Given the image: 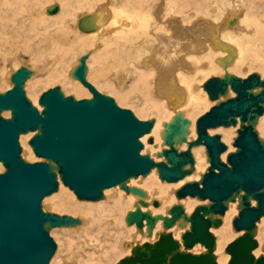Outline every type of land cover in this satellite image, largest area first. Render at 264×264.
<instances>
[{
	"label": "water",
	"instance_id": "obj_1",
	"mask_svg": "<svg viewBox=\"0 0 264 264\" xmlns=\"http://www.w3.org/2000/svg\"><path fill=\"white\" fill-rule=\"evenodd\" d=\"M59 10L56 4L47 13ZM89 57V53L80 57L72 77L89 89L91 98L66 96L56 86L41 94L43 109L39 110L25 90L33 75L26 66L12 74V88L0 93V162L5 167L0 173V264H50L58 247L51 230L82 223L80 218L44 210L43 200L59 190L60 181L81 201H101L105 191L116 186L137 195L139 201L135 210L129 211L127 224H135L140 232L147 226L148 237L163 221L165 230L158 240L137 243L131 254L116 264H219L212 229L223 225L231 202H238L239 209L233 229L244 232L227 245L228 264H264V246L261 254H255L260 247L258 223L264 218V139L257 130L264 115V76L226 72L206 80L203 87L215 104L198 118V138L189 140L191 121L177 112L163 124L164 148L156 160L141 153V139L153 131L156 120L139 119L90 83ZM6 111H10L9 117L3 116ZM238 125L233 142L236 150L224 161L222 154L228 146L220 134L209 131ZM29 132L35 133L29 145L41 159L35 162L22 155L20 137ZM149 142L153 143V138ZM185 143L187 150H181ZM200 144L207 148L210 166L200 180L179 188L176 197H191L202 204L191 214L181 203L171 206L168 215L144 211L149 206L147 192L130 186L131 179L147 177L154 169L162 181L184 179L195 171L192 150ZM159 204L154 200V206ZM174 227L186 229L181 240L169 232ZM197 245L206 251L195 253Z\"/></svg>",
	"mask_w": 264,
	"mask_h": 264
},
{
	"label": "bare ground",
	"instance_id": "obj_2",
	"mask_svg": "<svg viewBox=\"0 0 264 264\" xmlns=\"http://www.w3.org/2000/svg\"><path fill=\"white\" fill-rule=\"evenodd\" d=\"M160 1L66 0L59 5L60 10L57 13L37 19L40 0H0V33L8 35L9 41L12 39L9 42L11 45L23 42L28 46L31 41L40 37L41 42L45 43L43 48L42 46L40 47L42 48L41 53L44 54L46 52L47 54L45 55L54 56L55 52L59 50L60 41L62 39L63 41L68 40L67 30L71 25L75 24L84 36L82 39L86 38V41L90 39V45H92V42L95 44L103 42L102 44H105V47L108 46L107 49L114 56L111 69L103 65L97 71L99 76H107L104 78L105 86L116 88L118 85L119 88H124L121 91L124 93L123 99L125 100L136 89L140 96L134 95V98L138 101L139 105L141 103L139 110L143 114L154 115V113H168V119H165L167 121H163L164 119L161 120V117L157 118L153 131L141 139L146 149L149 150L148 148H150L151 152L149 154L157 160L156 153L164 148L161 135L164 130L163 124L169 122L177 112H183L185 117L191 121L189 126V140L194 141L198 138L196 132L197 121L195 120H198L201 111H203V115L215 104V102L209 99L203 87L206 80L212 76H223L226 72L233 74V70L240 71L242 67L247 68L248 66L264 71V13H261L259 17H255V15H252L253 13L243 14V9L246 8L245 0ZM261 5L264 7L263 4ZM83 6H87L89 11L79 17L77 16L78 18H75V23L72 22L74 11ZM256 7L258 10L259 6H255V9ZM87 38L89 39L87 40ZM87 44L81 41L79 47H85ZM112 46L113 48H111ZM91 55L88 59L89 71L87 73V79L89 78V74L91 75ZM63 57L62 55L61 59ZM43 62V68H39L36 75L29 82L35 81L40 76H45L42 74L48 75V78L54 81L62 78L60 72L58 73L57 70L50 68L51 61L45 60ZM74 69L70 73L71 76ZM258 73L264 76V72L258 71ZM11 74L12 72L6 75V78ZM241 77L247 76L243 75ZM72 80L74 83L73 89L77 91V97L85 95L86 98H91L93 96H91V92V94L87 93L79 85L78 80ZM129 81H132L133 87L135 86L134 90L131 88V91H127V88L124 87ZM12 86L9 85V89ZM231 95H234V93H231ZM33 102L39 110L43 109L38 104V98H34ZM10 114L9 111H6L5 117H9ZM189 117L193 118L194 121ZM229 128L227 130L230 131L227 135L225 134L226 137L221 135L223 138L222 141L227 138L230 140V143L227 144L228 150L222 154L224 161L227 160L229 153L236 150L233 142L239 125ZM257 130L261 138L264 139V115L259 120ZM209 133L215 135L214 129H211ZM34 134L33 132L22 136L21 140L25 149L24 155H22L26 158L27 154L32 155L31 152L33 149L28 148L26 143ZM151 138H153V143L150 144L149 140ZM232 140L233 142H231ZM205 147L204 144H200L193 148L192 153L195 158V171L178 182H158L160 177H157V169H154L147 177L156 178L155 184L159 185L152 187L153 189L147 187L148 181L144 184L145 188H143L139 183L134 184V182H137V179H131L129 182L130 186H137L148 190H145L148 195L145 200L149 203V206L148 208H144V211L149 210L154 215H168L170 209L168 206L178 201V198L176 199L175 196L176 191L189 181L200 180L202 174L210 166L208 159L206 161L208 154L207 148ZM187 148V143H185L182 145L181 150H187ZM144 151L146 152L145 148ZM141 153L144 154L143 152ZM37 160L34 159L33 161ZM1 166L0 164V168L3 170L4 165L3 168ZM61 183L60 181V185ZM173 185L176 187H172L171 189L169 186ZM118 187H112L105 191L107 197L105 198L106 200L99 202L102 213L98 218L91 217L88 220L85 218L80 219L83 222L82 225L88 222H91L93 225L95 223L97 226L96 229H98L97 233L104 232V236L106 238L108 237L107 241L111 240L113 242V250L120 243L124 247H130L129 249L122 247V250L125 249L127 253L124 256H128L131 254V250L136 243L141 244L146 241L154 242V240L159 239V234L165 229L162 227L163 221L160 220L154 230L153 236L148 237V232H146L147 226L144 227V232H140L137 231L138 228L135 224L131 226L127 225V227L129 226V230L125 231L127 232L125 236V232L120 231L121 210L124 206H132L130 210H135V204L139 201V197L134 194L124 195V192ZM57 195L59 196V205L62 207L67 204L65 201L67 196L68 198L71 196L64 186H61V190ZM49 197L45 198L44 201H49ZM157 198L160 199V208H156L158 206L153 207L154 205H152L153 200ZM120 199H126L125 203L120 201ZM92 202H80V204ZM177 203L183 204L188 214H191L197 205L202 204L199 200L191 197L182 199ZM253 203L255 204V202ZM126 212L128 215L129 210ZM237 215L238 205L235 202H231L226 215L223 217V225L219 228L212 229L214 234L216 231L217 249L215 252L219 264H228L230 260V255L228 253L225 254L226 252L223 253L221 246L231 234V229L229 231L225 229L227 222H230L233 227V219ZM71 228L73 229L74 227ZM220 229L226 231H221L217 236V231L220 232ZM185 230L174 227L173 229H169V232H172L176 239L181 240V236ZM243 232L237 233L238 236L242 235ZM232 240L234 239L229 241L231 242ZM259 245L260 247L255 251L256 255L262 253L264 243L259 241ZM205 249L204 246L197 245L193 251L195 253H202L201 251L205 252ZM53 262L50 264H54Z\"/></svg>",
	"mask_w": 264,
	"mask_h": 264
},
{
	"label": "rangeland",
	"instance_id": "obj_3",
	"mask_svg": "<svg viewBox=\"0 0 264 264\" xmlns=\"http://www.w3.org/2000/svg\"><path fill=\"white\" fill-rule=\"evenodd\" d=\"M65 1L66 0H64V1L63 0H40V4H39L40 8H39L37 19L49 15V14H47V9L49 6L52 7L55 4L61 5V3H64ZM162 1L163 0H161L160 2H162ZM245 1H246L245 2L246 8L243 9V14H246V13L252 14L253 13L252 15H255V17H259V15L261 13H264V7L261 5V4L264 5V0H245ZM247 5H248V7H247ZM255 6H259L260 8L258 7V10H257V7L255 9ZM88 11H89V8L87 6H83L80 9H76L74 11V17H73L72 22L75 23L76 19L80 15L85 14ZM76 28L77 27L75 24H73L69 27V29L67 30L68 40L63 41V39H62L60 41L61 44H59L60 45L59 50L57 52H55L54 56L45 55V54H47L46 52L44 54L41 53V50H42L45 43L41 42L40 37L35 39L34 41H31L30 44H28V46L26 44H24L23 42L22 43L20 42L19 44L14 43L13 45H11L9 42L12 39H10V41H9L8 35H4V34L0 33V37H1L0 38V42H1L0 44L2 45V46L0 45V68H1V72H0V93L6 92L9 89V85H13L11 82V76L16 70H18L22 66H26L33 71V75L31 76V78H32L34 75H36L37 70L39 68H41V67L43 68V63H44L43 61L48 60V61H51L50 68L53 70H57L58 73L60 72L62 74V78H59V80L54 81V80H50V78H48V75L42 74L45 76H40L35 81L33 80V81L29 82V80L31 79L30 78L25 84V90H26L28 98L32 102H33L34 98H36V99L38 98V100H39V97L43 92L47 91L48 89L54 88L56 86H60L66 96L73 95L77 99L86 98L85 95H81L80 97H77V91L75 89H73L74 83L72 82L73 81L72 79H74L76 81H77V79L73 78L70 75V73L75 68V66H77V64H79V56H82L86 53H90V54H92L91 59H90L91 75L89 74L88 80L100 92L112 96L121 107L131 109L139 119H142V120L155 119L156 120L157 118L161 117V120L164 119L163 121H167L165 119H168L167 118L168 113H166V114L154 113V115H146V114L141 113V111L139 110L141 103L139 105L138 101L134 98V95L135 96L136 95L140 96V95H139V92L135 89V86L134 87L132 86V81H129L130 83L127 82L124 87L127 88V91H129V90L131 91V88L133 90L135 89V92H133L132 94H129L127 96L126 100L123 99L124 93H122V91H121V89H124V88H119L118 85L116 88L109 87V86H108L109 87L108 88L107 86H105L106 84H105L104 78L107 76H99L97 71L103 65H105L107 68L111 69V64H112V62H114V56L111 54L110 50L107 49L108 46L105 47V44L104 45L102 44L103 42L98 43V44H95L92 42V45H90L89 43L91 41L89 38H87V40L89 39L88 41H86V38H84L85 39V41H84V39H82L84 37L83 34L79 31L78 28L77 29ZM78 40H81L83 43L85 42L86 44L88 42V44L85 47H79L81 41H78ZM3 43L5 44L4 46H3ZM9 44H10V46H9ZM41 46H42V48H40ZM37 48H39V49H37ZM111 48H113V46ZM38 53H40V54H38ZM62 55L64 57L61 59ZM18 56H20V57H18ZM57 58H58V60L56 61ZM59 59H61V60H59ZM52 60H54V61H52ZM10 71L12 72V74L10 76H8V78H6V75L11 73ZM258 71L264 72L258 68H254V67L252 68V66H248L247 68L242 67L240 69V71L233 70L232 73L236 74V75L238 74L241 76H243V75L248 76V74H251L253 72H258ZM38 75H41V74H38ZM68 75H70L71 77ZM103 80H104V82H103ZM114 81H116V80H114ZM28 83H30V84L27 85ZM78 83L83 89H85L87 91V93H90V91H88L89 89L86 86L82 85V83L79 80H78ZM31 85H33V86H31ZM34 91H35V93H34ZM91 96H92V94H91ZM5 113L6 112H3V116H5ZM202 113H203V111H201V113H199V115L201 116ZM199 115H198V117H199ZM189 118L192 121H194L193 118H191V117H189ZM195 121H197V120H195ZM227 129H230V128L229 127H225V128L220 127V128L214 129V133L220 134V135H223V137L224 136L226 137L227 133H229V131H230ZM31 133H33V132H29L27 134H31ZM27 134H22L20 137V143H21V146L23 147L22 148V154L23 155H24L25 149H24V145H23L21 139H22V136L27 135ZM235 136L237 137L238 133H236ZM235 136H234V138H236ZM29 140H27L26 145L28 146V148L32 149L31 146L28 145ZM223 141L226 144L230 143L229 138H227ZM231 142H233V140ZM144 148H145L147 153L151 152L150 148H148L149 150L146 149V146ZM144 148H143L142 152L145 154L146 152L144 151ZM31 153H32V155L27 154V158L24 156H23V158L27 161H30V162H35V161H33L34 159L39 160V158H37L36 156L34 157L35 154H34L33 150ZM31 159H33V160H31ZM207 159H208V157L206 158V161H207ZM0 164L2 165L1 167L3 168V163L0 162ZM2 172H5V167L3 168V170L0 168V173H2ZM147 177H145V178L140 177V179L139 180L137 179V182H134V184L139 183L142 185L143 188H145L144 184L148 181L147 187H149V188L151 187V189H153L152 187H157L159 185V184H155L156 178H147ZM157 177L159 178L158 173H157ZM152 181H154V182H152ZM161 181L162 180L159 178L158 182H161ZM61 186H64V188H66L67 191L69 192V194L71 195V196H69V198L67 196V198L65 199L67 204L63 207L59 205V202H58L59 196L57 195V194H59V192L61 190ZM165 186L167 187V185H165ZM169 187L172 189V187L175 188L176 186L173 185V186H169ZM120 190L122 192H124V195L127 194L124 190H122V189H120ZM144 190L148 191L147 189H144ZM128 195H130V194H127V196ZM57 196H58V198H57ZM175 196H176V194H175ZM106 197L107 196L105 195V198ZM46 198H48V197H46ZM49 198H50L49 201H44L45 199L43 200L45 203V205L43 203V208L45 211H51V212H54V213H57L60 215L76 216L79 218H85L86 220L90 219L91 217L98 218L99 215L102 213V211L100 210L101 204H99V202L106 200L104 198L101 201L86 203V204L85 203L80 204V202H91V201L79 200L76 197V195L74 194V192H72V190H70L63 183H61L59 190L56 193H54L53 195H51ZM176 199H177V197H176ZM156 200H158L160 202V199L157 198ZM117 201H118V198H117ZM120 201L125 203L126 199L125 200L120 199ZM178 201H180V200L178 199ZM46 202H48V203H46ZM177 202L170 204V206H168V207H171L173 204H175ZM49 203H50V205H49ZM235 203H237V205H238V202H235ZM153 207H155V206H153ZM160 207H161V203L156 208H160ZM130 208H132V206L131 207L124 206V208H122V210H121V215H120L121 216V222H120V231L121 232H125V231L129 230V228H128L129 226L127 227L128 224L126 222V216H127L126 211H128V210L131 211ZM238 213H239V209H238ZM86 216H87V218H86ZM260 223H261V225L258 226L260 229L258 228L259 230H258L256 239L258 241H261L264 243V219H262L260 221ZM260 223H258V224H260ZM82 224H83V222L80 225L75 226L73 229L72 228H55L51 231V234H52L53 238L55 239V241H57V245L59 247V248L57 247L58 249H57L51 263L54 260V262H53L54 264L55 263L56 264H65V263H73V262L81 263V264H116L117 260L119 261L120 259L125 257L124 256L126 253L125 249L122 250V247H124V246H122L121 243L117 244L115 249L113 250V247H112L113 242L111 240L107 241L108 237L106 238L104 236L105 235L104 232H101L103 234L97 233L98 229H96L97 226L95 223H94V225L91 222H88L85 225H82ZM162 227H163V222H162ZM225 229L227 231H229L231 229L230 230L231 234H230L229 238L227 240H225L223 242V245L221 246L223 253L226 252L225 248L230 243L229 240L237 238L238 237L237 233H240V232H236L233 229L232 224H230V222H227V226H225ZM226 230L220 229L219 230L220 232L217 231V236L221 233V231H226ZM137 231H139V230L137 229ZM146 232H147V230H146ZM126 234H127V232H125V236H126ZM215 234H216V231H215ZM130 243H133V242H130ZM124 248L129 249L130 247L125 246ZM204 251H206V249ZM201 252H203V251H201ZM225 254H227V253H225Z\"/></svg>",
	"mask_w": 264,
	"mask_h": 264
}]
</instances>
